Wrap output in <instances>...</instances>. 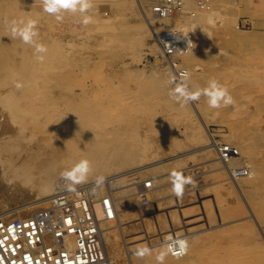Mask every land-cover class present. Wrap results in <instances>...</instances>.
I'll use <instances>...</instances> for the list:
<instances>
[{
    "label": "rangeland",
    "instance_id": "1",
    "mask_svg": "<svg viewBox=\"0 0 264 264\" xmlns=\"http://www.w3.org/2000/svg\"><path fill=\"white\" fill-rule=\"evenodd\" d=\"M154 1L93 0L88 12L93 22L85 25L80 14L65 13L63 20H56L44 12L42 0H0V217L17 218L46 206L47 200L35 210L20 207L50 194L42 191L45 182L51 183V195L68 186L62 171L70 161L89 157L92 172L80 185H90L97 200L109 194L119 201L118 216L104 225L118 247L143 239V245L158 251L163 233L173 230L179 232L175 236L189 235L192 248L195 245L188 258L180 259L188 264H264V190L252 188L251 172L252 157L264 161V0L208 4L207 14H219L215 26L206 21L214 44L202 58L193 57L184 66L193 90L211 78L227 86L235 103L220 108L209 107L203 95L183 105L170 97L175 85L168 80L175 75L174 67L166 69L161 53L152 50L158 40L147 17H153ZM27 19L36 21L37 39L47 52L41 87L32 96L35 103L19 110L11 102L25 88L16 87L19 79L8 66L20 65L36 52L12 37L10 29L12 21ZM220 36L222 43L216 41ZM88 114L94 122L92 138L102 131V144H111L109 136L118 139H112L109 148H101L98 139L96 145L84 147L81 120ZM241 136L249 150L234 167L223 164L218 148L237 149ZM116 141L128 144L127 150L112 151ZM179 154L136 175L110 179ZM230 167L248 169L252 176L234 181ZM173 171L193 181L184 184L180 196L173 192ZM98 176L104 177L99 185ZM150 181L155 185L144 190ZM113 261L131 264L126 257Z\"/></svg>",
    "mask_w": 264,
    "mask_h": 264
},
{
    "label": "built area",
    "instance_id": "2",
    "mask_svg": "<svg viewBox=\"0 0 264 264\" xmlns=\"http://www.w3.org/2000/svg\"><path fill=\"white\" fill-rule=\"evenodd\" d=\"M185 1L157 0L151 11L158 17H169L181 11ZM179 31L172 28L156 32L165 52L163 56L171 60L192 47L188 48L191 33L184 36L176 33ZM237 173L249 175L244 168ZM152 185L151 181L147 182L145 189ZM76 189L59 187L47 205L30 216L0 217V264H112L104 245L101 220L95 210L97 199L91 186L84 184ZM97 201L103 205L107 219H114L111 195L106 194ZM177 239H171L169 244Z\"/></svg>",
    "mask_w": 264,
    "mask_h": 264
},
{
    "label": "bare ground",
    "instance_id": "3",
    "mask_svg": "<svg viewBox=\"0 0 264 264\" xmlns=\"http://www.w3.org/2000/svg\"><path fill=\"white\" fill-rule=\"evenodd\" d=\"M141 1V0H140ZM210 1L212 0H186L185 1V5L184 7L182 8L181 11L177 12V13H174L173 15L169 16V17H158L157 15H154L152 13V11H150V13L153 14V17H147V20H148V24H149V28L154 32V35L156 36L157 40L158 41H154L153 42V46H152V50L154 52H159L161 53V56H160V59L165 63H167V68L168 69L169 67L173 69L174 71V74L178 76L179 72L180 71H183L184 68H186V66H184L185 64H189V61L194 57V58H202L203 55H206V52H207V49L208 47H210L211 45L214 44V41L215 39L213 38V35H212V32L211 30L208 28L207 26V17L210 15V14H207V9H208V4H210ZM144 2V1H143ZM146 2V0H145ZM151 2V1H150ZM155 2V1H154ZM152 6V5H151ZM13 7V6H12ZM142 8V7H141ZM13 9V8H12ZM145 10V9H144ZM143 10V11H144ZM150 10V9H149ZM193 10V11H192ZM147 12V11H146ZM172 28H178L180 30H183L185 33L189 32L191 33V36H192V47L190 48V50L188 51H185L183 52V54H180L178 55L177 57H175L174 59H170L169 57H167V55L163 56V53L164 50L160 47V42H159V39H158V36H157V33L156 32H161V31H166V30H169V29H172ZM195 28V29H194ZM194 29V30H193ZM208 33H210L211 36H209L204 30ZM143 34V33H142ZM132 35V34H131ZM153 35V33H152ZM130 36V35H129ZM229 36V35H228ZM131 38V37H129ZM137 38V37H136ZM132 39V38H131ZM134 39V38H133ZM138 39V38H137ZM220 39V40H219ZM191 40V39H190ZM219 40L221 43L224 42V38L223 36L221 37H218V39H216V41ZM218 43V42H217ZM218 49V48H217ZM196 51L197 52V56H196ZM224 51V50H223ZM216 51L211 53L210 55H216ZM209 55V56H210ZM220 55H223L222 53ZM208 56V55H207ZM225 56V55H224ZM37 53H34V54H28L24 57V59L22 60V62L20 63V65H17V66H13V63L11 66H8L9 67V73L15 75L16 77H18L19 79V82H21L23 84V87L25 88V93H22L21 96L17 97V98H13L12 100V105L14 108H18L19 110L22 109L24 107V105L27 106L28 103L31 102V104L34 102V98L35 97H32L34 95V92L35 90H39L41 85H40V81H41V64H42V61H39L37 58ZM182 60V61H181ZM46 62V61H45ZM171 64V66H170ZM175 65V66H174ZM169 66V67H168ZM198 67V66H197ZM187 69V68H186ZM230 70V69H229ZM232 71V70H230ZM164 72H167V71H164ZM171 72V69L169 71V73ZM236 72V71H235ZM234 72V73H235ZM233 73V72H232ZM172 74V73H171ZM13 77V76H12ZM229 78V77H228ZM227 78V79H228ZM234 78V77H233ZM17 79V80H18ZM16 80V79H15ZM226 81V80H225ZM234 81V79H233ZM223 83V82H222ZM232 86V84H231ZM28 102V103H27ZM35 103V102H34ZM30 105V104H28ZM31 108H34L33 106ZM25 109V108H24ZM19 116V115H18ZM77 116H79L77 114ZM83 116V115H82ZM81 116V117H82ZM84 117V119H83ZM82 117V120H81V124H82V129H83V132L81 133L82 135V138H83V142L84 144H86L84 147L86 148V146H88L89 148L91 147V145H96V143L98 142V140L100 141V144L99 146L101 145L103 148L106 147V143L105 145L102 144L104 143V141H101L102 139L104 140V138L101 136L103 134V132L101 131V133H96L95 136H97L99 138V136L102 138L96 140L95 138H92L93 135L91 134V130L92 129V124H91V121L93 120V118L91 117L90 114L88 115H85ZM79 117L76 119L78 120ZM78 120V121H80ZM93 122V121H92ZM94 123V122H93ZM91 127V128H90ZM107 132V131H106ZM105 132V135L103 136H106ZM98 134V135H97ZM115 134V133H114ZM92 136V137H91ZM109 136V135H108ZM107 137V136H106ZM114 137V136H113ZM120 137V136H118ZM117 137V138H118ZM109 140L108 141V144L111 143L110 145H112V139H116V136L114 138L111 139V136H109L108 138ZM118 140V139H116ZM120 140V139H119ZM97 141V142H95ZM105 141V142H107ZM247 141V140H246ZM122 142V140L120 141ZM99 143V142H98ZM123 143V142H122ZM122 143H114L115 145V149L112 150L114 152L119 153V152H122L123 153V150L125 151L126 147L128 146V144L126 145V147L122 144ZM125 143V141H124ZM83 144V145H84ZM214 143L212 142L211 145H213ZM90 145V146H89ZM92 145V146H93ZM98 145V144H97ZM109 145V146H110ZM248 145V144H247ZM245 146L244 145V140H243V137L241 136L239 138V142H238V147L237 149H231L230 146H221L218 148V153H219V160L224 164V163H227V164H230L231 166L234 167L236 161H237V158L239 156H241L243 153H246L247 150H249V147L248 146ZM109 146L107 145V147L109 148ZM210 145H206V146H203V147H200L199 149H202V148H205V147H208ZM112 147V146H111ZM100 148V149H101ZM227 148V149H226ZM111 149V148H110ZM198 149V148H197ZM98 150V149H97ZM104 151V149H102ZM106 150V149H105ZM109 150V149H108ZM127 150V149H126ZM91 151V149H90ZM107 151V150H106ZM111 151V150H110ZM111 151V152H112ZM173 151V150H172ZM192 151V150H191ZM105 152V151H104ZM190 152V151H189ZM189 152H185L184 154H187L188 156V153ZM113 153V152H112ZM191 153V152H190ZM90 154V153H89ZM97 154V153H96ZM167 154V153H166ZM102 155V154H101ZM165 155V154H164ZM183 154H179V155H175V156H167L168 158H164L161 160H157L156 162H153L151 164H146V165H143V166H139V167H134L132 169H129L127 171H124V172H121V173H118L114 176H112L110 179L112 178H115V177H125V176H129L130 175H136L138 172H140V170L146 168V167H149L150 165H153V164H156V163H160L162 161H166V160H169V159H172V158H175V157H178V156H181ZM84 156V155H83ZM195 156V155H194ZM193 156V157H194ZM92 157V156H91ZM159 157V156H158ZM165 157V156H164ZM89 158V157H88ZM101 158V157H100ZM93 159V158H91ZM252 159L254 160V163L252 165V170L251 172L254 174V180H253V186L252 188L254 187L255 190H264V161L263 160H259V159H254V157H252ZM95 160V159H94ZM93 160V161H94ZM92 162V161H91ZM228 165V168L229 166ZM94 167V166H93ZM238 169H243V167H235V168H231L230 167V172H231V176L233 178L234 181H236L235 179L237 178H247V177H251L252 175H239L237 173V170ZM109 179V178H108ZM109 179V180H110ZM135 180V178H134ZM153 182V180H152ZM67 183V181H66ZM144 183V182H143ZM146 183V182H145ZM154 183V182H153ZM87 184V183H86ZM111 184V183H110ZM146 185V184H145ZM155 185V184H153ZM41 187V186H40ZM129 188V187H128ZM135 188V186H132L130 187L129 189H132ZM136 189V188H135ZM144 190H146L145 188H143ZM149 189V188H148ZM153 189V188H152ZM150 190V189H149ZM42 191H46L47 193H50L48 194L47 196H45L44 198L41 197V198H38L37 200H33L31 202H27L23 205H20V207H22V210L24 211H29V210H35L37 209L40 205H41V202L47 200L50 198V195H51V191H52V186H51V183H46L43 184L42 186ZM110 191V190H109ZM127 191V189H126ZM134 191V190H133ZM151 191V190H150ZM146 192V191H145ZM257 192V191H256ZM142 193V192H141ZM146 194H148L146 192ZM150 195V193L148 194ZM112 197V196H111ZM149 197V196H148ZM113 198V197H112ZM113 201H114V212H115V216L118 214V203L119 201H117V199L113 198ZM264 201V200H263ZM262 201V202H263ZM95 202V210H96V213L99 217V219L101 220V229H102V234H103V241H104V245H105V248L108 252V255L110 257V260H111V263L112 264H115L114 261H113V258H115V262H116V258H128L130 261H131V264H158V262L156 261L155 259V255L157 252H159L161 249H163L167 244H169V241L173 238H179V239H187L188 241V250L186 252V254H183V255H173L172 253H169V257H166L165 259V262L164 264H188V260L186 261H183V260H180L181 258H185L187 256V258L189 257V255L191 254L193 250V248H195V245H194V242H193V245L194 247L192 248V245L190 244V240H189V235H176L177 232L171 230V231H168V232H165L163 233V235L161 236V238L164 237V239H162L163 241L159 242L158 244H160V248L158 251H154V248H153V254L150 255V256H145L143 258H139V257H135L133 255V250L140 246V245H143L144 244V241L142 242V240L139 242V243H136V244H133L130 245L128 243L125 242V245H124V248H120L118 247L117 244L114 240V237L112 239V236L110 238V236H108V232L107 230L105 231L106 227H104V225L108 222H112L114 219L110 220V219H107V217L105 216V211H104V208H103V205L101 204V202L99 201H94ZM44 203V202H43ZM19 207V208H20ZM175 208V207H174ZM39 209V208H38ZM117 213V214H116ZM5 214V213H4ZM7 214V213H6ZM32 214H26V215H23L21 217H26V216H30ZM169 215V214H168ZM177 215V214H176ZM181 215V214H180ZM183 215V214H182ZM118 216V215H117ZM183 216H186L185 213ZM182 216V217H183ZM4 217V216H2ZM15 215L13 214H10L6 219H12L14 218ZM144 217V216H142ZM118 218V217H117ZM173 218V217H172ZM143 219V218H142ZM146 218H144L145 220ZM140 220V218H139ZM145 225V223H144ZM158 226V225H157ZM145 227V226H144ZM146 229V227H145ZM111 231V230H110ZM109 231V232H110ZM142 231V230H141ZM146 231V230H145ZM166 231V230H165ZM136 232H139L140 231H136ZM158 232V231H157ZM138 233V234H139ZM143 233V231H142ZM146 233V232H144ZM179 233V232H178ZM189 233V232H188ZM136 234V233H135ZM264 237V228L261 229V233ZM147 235V234H145ZM158 235V234H157ZM174 235V236H172ZM261 235V236H262ZM129 236V235H128ZM131 236V235H130ZM134 236V234L132 235ZM131 236V237H132ZM136 236V235H135ZM141 236V235H139ZM138 236V237H139ZM148 236V235H147ZM197 236V235H196ZM145 237V236H143ZM171 237V238H170ZM198 237V236H197ZM124 238V237H123ZM130 238V237H129ZM135 238L136 240H139L137 239L136 237H133ZM131 238V239H133ZM168 238V239H167ZM127 239V238H125ZM145 240V239H144ZM123 241V240H122ZM121 241V242H122ZM125 241V240H124ZM123 241V242H124ZM122 242V244H124ZM131 242V241H129ZM133 242V240H132ZM134 243H135V240H134ZM148 243V242H147ZM153 243V242H152ZM121 244V243H120ZM149 244H151V242H149ZM196 244V242H195ZM157 245V243H156ZM120 246V245H119ZM123 246V245H122ZM196 250V248H195ZM129 262V261H128Z\"/></svg>",
    "mask_w": 264,
    "mask_h": 264
},
{
    "label": "clouds",
    "instance_id": "4",
    "mask_svg": "<svg viewBox=\"0 0 264 264\" xmlns=\"http://www.w3.org/2000/svg\"><path fill=\"white\" fill-rule=\"evenodd\" d=\"M44 12L55 16L56 20H63L65 13L80 14L82 23L87 25L93 22V17L88 14L93 7V0H42ZM218 13H212L207 17V23L215 26L217 23ZM195 29V28H194ZM193 29V30H194ZM204 30V29H203ZM205 31V30H204ZM206 32V31H205ZM10 33L12 37L21 39L25 44H30L34 47L37 53V59L43 61L45 59L44 53L47 52V47L40 43L37 39L38 31L36 30V21L32 19L12 21ZM176 33H183L187 36L189 32L185 33L180 30ZM209 36L210 33L206 32ZM190 48L192 41H188ZM179 78V83L177 79ZM191 82V73L187 69L180 71L177 75L170 76L168 83L174 84L169 90V95L175 101L186 104L191 101H196L201 95L207 97V103L211 108H220L222 106L233 105L235 103L233 96L230 94L227 86L221 84L215 78L208 80L205 87L193 90L189 85ZM16 87L21 88L23 84L16 82ZM92 172V162L87 157H82L75 161H70V166L66 167L61 176L68 182V188L71 191H76V186L86 182ZM173 181V192L177 196L183 194V186L186 183H192L191 177H184L182 173L173 171L171 173ZM103 176L96 177V183L102 184ZM177 245L179 246L177 249ZM188 250L187 239H177L173 243L167 244L163 249L156 253L155 259L158 264H164L165 259L169 253L173 255L186 254ZM153 254V249L147 245H140L133 250L135 257L143 258Z\"/></svg>",
    "mask_w": 264,
    "mask_h": 264
}]
</instances>
